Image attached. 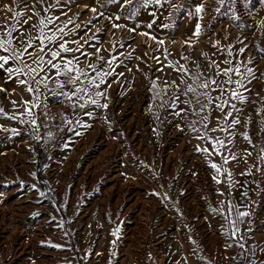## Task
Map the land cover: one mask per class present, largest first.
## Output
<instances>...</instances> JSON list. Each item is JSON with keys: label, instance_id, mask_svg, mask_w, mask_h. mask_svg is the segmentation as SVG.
Here are the masks:
<instances>
[{"label": "rangeland", "instance_id": "1", "mask_svg": "<svg viewBox=\"0 0 264 264\" xmlns=\"http://www.w3.org/2000/svg\"><path fill=\"white\" fill-rule=\"evenodd\" d=\"M25 2L0 0V9L11 5L13 11L17 6L22 10ZM27 2L31 7L33 0ZM55 3L56 0H44L45 7ZM175 3L178 6L175 9L168 4L149 5L131 18H125V10L118 5L108 4L101 9L105 17L120 15L116 23L125 28L113 30L102 17L93 20L87 35L83 28L76 29L81 42L97 28H107L99 35L102 43L97 46L107 50L110 41L125 45L117 49L122 53L123 64L115 69L123 73L122 77H116L122 83H114L113 78H109L108 109H95L96 119L82 116V112L89 109H77L76 114L91 124L87 129L75 125L83 135L69 131L58 140H49L39 132L41 139L37 141L32 138L30 125L8 118L22 109L0 101V107L8 114L0 116V125L16 128L20 133L13 136L11 132L0 131V264H190L193 261L213 264L212 255H218L216 251L230 241L222 234L221 225L227 227L226 222L211 213L209 207L223 209L231 200L240 210H248L245 205L249 200L241 197L243 191H249L251 200L259 201L253 208L251 239L256 237L255 244L264 248V177L255 171L256 167L264 168L257 159L260 149L264 148V112H261L264 108V75H261L264 53L258 50L264 48V0H251L247 8L237 5L238 20L231 18L230 10L227 14H217L216 0H203V20L190 14L201 0H175ZM103 4L105 0H60L59 6L49 8L47 13L40 4L35 8L41 16L59 17L58 25L69 17L75 24L84 25L93 15L88 8L99 9ZM0 20L5 24L15 22L6 11H0ZM153 20L152 29L147 28ZM197 22L203 28L199 43L195 48H183L184 40L192 36ZM35 23V18L29 20V24ZM164 24L170 27L163 28ZM73 27L68 25L65 30ZM128 28H135L136 32H129ZM113 31L115 36H112ZM140 32H150L168 42L171 51L168 60H164L162 53H155L164 62L162 71L158 70L161 65L149 58L157 45L148 40L151 48L146 47V38L139 35ZM214 41H220L222 47L234 45V53L246 46L245 56L239 59L252 57L255 63L250 66L255 68L258 77L250 85L251 92L244 93L249 102L238 104L243 111L236 113L242 122L249 116L252 122L237 126L231 137L222 132L210 134L226 143L231 140L228 148L238 157L246 151L252 153L238 163L225 165L238 182L230 195L226 185L213 182L214 172L206 158L195 150L197 145L211 147L210 143L195 139L186 127L189 120L198 117L189 113L186 119H181L172 115L171 109L159 107V102L153 101L148 90L150 82L146 79V76L159 77L158 84L165 78L179 80L177 74L167 68L168 61L187 63L195 71L196 65L191 62L195 60L206 74H211L201 52H207L212 59L225 58L212 55L216 51L210 46ZM85 49L93 52L87 45ZM133 50L134 58L124 59ZM181 54L191 60H181ZM101 55L107 59L110 52L103 51ZM135 57H143L144 62ZM81 59L83 64L88 63ZM137 65L141 71H137ZM22 95L20 102L31 99L27 92ZM34 112L37 114V109ZM219 115L218 110L213 112V117ZM215 123L213 119L212 124ZM242 133L250 136L251 144L243 139ZM64 143L69 147L64 148ZM213 159L222 163L219 156ZM248 169H252L254 175H241ZM219 191H224L225 196L220 197ZM41 192L45 195L41 196ZM232 218L235 219V213ZM116 227L120 228V238L113 245L116 238L110 233ZM231 249L236 250L234 264H237L242 260L241 250ZM261 258L264 253L257 251V261Z\"/></svg>", "mask_w": 264, "mask_h": 264}, {"label": "snow or ice", "instance_id": "2", "mask_svg": "<svg viewBox=\"0 0 264 264\" xmlns=\"http://www.w3.org/2000/svg\"><path fill=\"white\" fill-rule=\"evenodd\" d=\"M216 2L219 5L215 9L217 14H227L230 10L232 12L231 18L238 20L239 17L235 15L236 6L247 8L251 0H216ZM36 4H40L43 11L47 13L49 8L58 7L60 0H56L55 4L47 7L44 6V0H33L31 7L26 0L22 10L17 6V10L13 11L11 5H4L0 9V11L10 13L12 20L15 21L14 23L0 25V70L8 74L9 80L15 79L17 84L30 94L31 99L29 100L21 102L11 101L14 107L18 106L22 111L18 115L14 112L8 118L17 120L20 124L30 125L32 127V138L37 141L41 139L38 134L41 125L38 124L39 118L34 109H41L45 118L53 120L57 118L51 116L47 111L49 97L54 98L57 102L64 103L74 113L77 109H89L88 111H83L82 116L96 119L98 116L95 113V109L107 110L109 107L107 91L111 87L109 78H113L112 82L114 83H122L116 77H122L123 73H117L115 69L123 64V60H120L122 53L117 51L118 48L125 46L123 42L117 44L110 41V48L106 50L97 45L102 43L99 40V35L103 31H107V28L104 30L97 28L83 42L78 37L76 29L83 28L87 35L88 26L93 23V20H99L102 17L108 20L113 30L125 28V25L116 23V21L121 19L120 15H108L105 17L104 11L101 9H105L108 4H116L125 10V18L134 17L141 8H146L149 5L163 7L164 4H168L174 9L178 7L175 0H105V4L100 5L99 9L97 7L88 8L93 15L84 25L75 24L70 17L62 25H58L56 21L59 20V17L51 15L41 16L40 11L35 8ZM186 8L187 5H184V9ZM222 8L225 9L224 13L221 12ZM29 12H31V15H28ZM204 12L205 7L203 0H201V3L195 7L194 13L190 14L194 15L198 20H203ZM64 15L67 14L64 13ZM153 16H155V12ZM33 18L36 19L37 23L29 24V20ZM154 23L155 20L148 23L147 28L152 29ZM25 25H28V27L25 28ZM68 25H74V27L66 31L65 29L68 28ZM162 27L169 28L170 25L164 24ZM127 31L135 33L136 29L128 28ZM138 34L146 38V47L151 48V45L147 44L148 40L157 45L156 49L153 50L154 54L149 58L160 64L161 68L158 70L162 71L164 62L155 53H162L164 60H168L171 55V51L167 46L168 42L150 32H140ZM202 35V24L197 22L192 36L184 40L182 47L195 48ZM73 36L77 38L66 39V37ZM112 36H115V31L112 32ZM93 41L96 43H93ZM172 43H175V41L173 40ZM240 43H243V41ZM86 45L93 48V52L86 51ZM210 46L216 50L213 52V56L219 54L225 57L223 60H216L210 58L207 52H201V56L207 60L211 74H206L195 60L191 61L196 65L195 71L189 68L187 63L168 61L167 68L175 72L179 80L173 79L169 81L165 78L158 84L157 80H159V77L146 76V79L150 82L148 90L152 93L153 101L159 102V107L171 109V114L181 119H186L189 113L198 117V119L189 120L186 127L194 134L195 139L210 143L211 147L197 145L195 150L206 158V163L214 172L211 177L213 182L217 185H226L230 195L231 190L237 187L238 182L233 179L232 172L225 165H229L234 161L238 163L239 159H246L252 153L246 151L245 155L238 157L228 148V143H232L231 140L226 143L224 139L210 134L222 132L227 133L231 137L235 135L233 130H236L237 126L242 125V123L250 124L252 122L250 116L242 122L236 113L243 111L242 108L238 107V104L244 105L249 102L248 96L244 93L251 92L250 85L258 77L255 68L250 66L255 63L252 57L249 56L246 60L239 59V57L245 56L246 46L240 47L235 53L233 52L234 45L222 47L220 41H214ZM258 50L264 53V48H259ZM103 51L110 52L107 59L101 55ZM113 51H117V54H111ZM134 51L127 53L124 59H133ZM144 55L147 57L148 53ZM81 57H83V60L88 61L86 65L83 64ZM135 58L144 62L143 57ZM180 59L185 62L191 60L189 56L183 54H181ZM128 70L131 71L130 68ZM137 71H141L139 65H137ZM261 75H264V73H261ZM7 91V89L0 87V92L7 94ZM257 96H259V93H257ZM41 97H44V99L41 100ZM252 103L256 102L252 101ZM180 105H184V107H180ZM217 110L220 115L213 117V112ZM261 112H264V108H261ZM7 115L4 108L0 107V116ZM25 116L28 119H24ZM82 116L77 115L75 125L77 128H90L91 124L85 122ZM157 118L159 117L157 116ZM213 119L216 120L215 125L212 124ZM105 121L107 122V117H105ZM63 124L69 126V130L75 132V135H83L82 132L71 127L73 120L68 119L66 115L63 117ZM61 130L64 129L61 128ZM183 130L182 128L181 131ZM0 131L11 132L13 136L20 134L16 128L8 129L2 125H0ZM242 135L244 140L248 141L249 144L252 143L247 133H242ZM47 136L49 140L54 139V134L51 131H48ZM63 147L68 148L69 144L64 143ZM226 152L228 153L227 155L225 154ZM215 156H219L222 163L215 162L213 159ZM257 159L261 164H264V148L260 149ZM255 171L260 172L261 176L264 177V168L256 167ZM33 175L35 174L33 173ZM241 175L251 176L254 175V172L252 169H248L245 172H241ZM240 187L243 188V185H240ZM153 194L159 195L158 193ZM217 194L220 197L225 196L224 191H219ZM40 195L44 196L45 193L41 192ZM241 197L248 198L249 203L245 205L248 210H240L239 207L233 205L231 200H229L227 206L223 209L209 207V211L226 222L227 227L223 224L221 225L222 234L230 241L225 245L226 249L239 248L243 264H264V258L259 259V261L256 259L257 251L264 253V248H261L259 244L248 243V240L251 239V234L254 232L252 218L255 213L253 208L258 205L259 201L251 200L249 191H243ZM220 203L223 205L224 201L221 200ZM233 213H235V219L232 218ZM245 233H247V236ZM110 234L116 238L112 241V244L115 245L116 240L120 238V228L116 227ZM52 246L60 247V245ZM230 259L234 260L235 257H230Z\"/></svg>", "mask_w": 264, "mask_h": 264}, {"label": "built area", "instance_id": "3", "mask_svg": "<svg viewBox=\"0 0 264 264\" xmlns=\"http://www.w3.org/2000/svg\"><path fill=\"white\" fill-rule=\"evenodd\" d=\"M48 109L47 111L51 116L57 117L56 119H48L45 118L41 109H37V117L38 124L41 125L39 128V132L41 136L48 137V131H51L54 134V139H60L64 134L69 132V126L63 124V117L66 115L68 119L73 120V125L71 127H75L76 120V112L74 113L69 107H67L64 103L57 102L54 98L48 100ZM46 125V126H45ZM60 126V127H57ZM63 128L64 130H61ZM237 264H243V261L240 260Z\"/></svg>", "mask_w": 264, "mask_h": 264}, {"label": "crops", "instance_id": "4", "mask_svg": "<svg viewBox=\"0 0 264 264\" xmlns=\"http://www.w3.org/2000/svg\"><path fill=\"white\" fill-rule=\"evenodd\" d=\"M0 25H6V24L3 20H0ZM10 66H14V65H10ZM0 87L8 90L7 94L4 92H0V101H3L2 103L4 104H6L8 101V103L11 104V106L13 105L11 101L15 100L17 102H20V100L23 97L22 93H26V91H24L22 87L17 84L15 79L9 80L8 74L4 72L3 70H0ZM19 113L20 112L16 114H19ZM256 241L258 240L256 237H254L252 239H249L248 243L255 244ZM216 252H218V255L216 256L212 255L213 264H234V260L230 259V257H235L236 250L231 249V248L226 249L225 247H221ZM190 264H198V263H194L193 261Z\"/></svg>", "mask_w": 264, "mask_h": 264}]
</instances>
